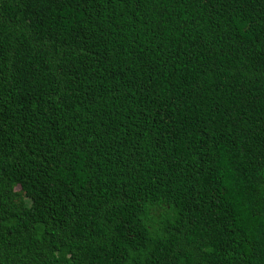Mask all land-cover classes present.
<instances>
[{
  "label": "trees",
  "instance_id": "1",
  "mask_svg": "<svg viewBox=\"0 0 264 264\" xmlns=\"http://www.w3.org/2000/svg\"><path fill=\"white\" fill-rule=\"evenodd\" d=\"M1 264H264V0H0Z\"/></svg>",
  "mask_w": 264,
  "mask_h": 264
},
{
  "label": "water",
  "instance_id": "2",
  "mask_svg": "<svg viewBox=\"0 0 264 264\" xmlns=\"http://www.w3.org/2000/svg\"><path fill=\"white\" fill-rule=\"evenodd\" d=\"M1 264V263H0Z\"/></svg>",
  "mask_w": 264,
  "mask_h": 264
}]
</instances>
